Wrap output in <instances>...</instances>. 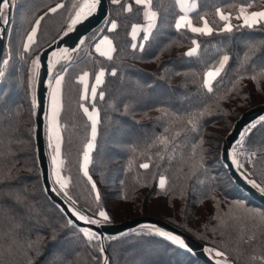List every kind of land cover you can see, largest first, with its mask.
Here are the masks:
<instances>
[{"label": "trees", "instance_id": "1", "mask_svg": "<svg viewBox=\"0 0 264 264\" xmlns=\"http://www.w3.org/2000/svg\"><path fill=\"white\" fill-rule=\"evenodd\" d=\"M109 1L108 19H117L118 29L110 31L105 23L90 34L65 76L61 122L66 125L62 149L66 166L62 171L71 177L70 194L81 207L92 210L88 214H94L96 205L92 190L80 170L89 122L78 107L82 84L76 77L86 70L92 82L95 73L104 67L105 82L98 87L96 100L101 110V124L89 171L101 191L103 206L109 211L107 223L152 215L172 223L208 246L221 247L235 264H252L253 256L264 255V225L248 219L241 209L230 208V205L234 201H243L257 211L264 210V205L251 198L231 178L222 161V148L224 139L242 114L240 108L245 109L252 103L249 98L256 95V104L264 103V81L258 83L251 75H244L259 68L257 58L264 56V47L250 59L245 53L250 41L264 39V35L259 30L235 28L231 34L214 31L211 35L192 33L190 29L177 30L174 28L175 0H153L161 12L163 26L158 34L154 30L155 36L149 41H142L141 33L135 42L137 45L143 42L144 49H132L131 27L135 23H144L142 14L125 13ZM30 2L54 6L60 0H15L16 6L12 9L8 29L13 30V36L11 44L7 36L3 57L11 51L10 68L7 78L0 81V94L7 92L0 98V264H59L58 257L64 254L69 256L71 264H103L104 255L109 264H206L189 249L147 231L150 228L105 238V252L99 253L98 248L85 244L75 234L76 229L64 218L66 214L47 196L33 130L36 114L32 108L27 111L25 104V93L30 90L31 59L38 51L34 49L27 54L22 49L23 32L30 30L31 17L25 18ZM71 2L64 0L65 5ZM195 2L198 7L190 15L193 22L202 24L203 19H207L215 29L219 20L217 8L232 12L235 20L239 5L252 0ZM260 6H264V0H254L251 9ZM45 12L47 8L40 7L37 15ZM58 13L49 14L46 21L41 22L48 37L67 28V12L58 10ZM103 35H109L116 46L111 59L94 50L97 39ZM48 37L38 34L43 49L52 43ZM193 40L200 43L198 57L186 55L187 49L194 46ZM225 53L231 57L229 63L213 81L214 90L207 92L202 87L204 73L216 66L215 62ZM113 67L117 69L115 75L111 73ZM238 74L243 76L239 82ZM145 84L149 87L143 89V99L138 98L125 111L123 105L128 102V95L135 94L138 85ZM100 91L105 93L103 99L99 97ZM244 97L248 101L246 104ZM112 101H115L114 105ZM161 106L170 113L205 110L200 132L191 130L186 120L174 115L164 116ZM250 107L252 105L246 109ZM161 136H166L170 143L159 142L156 138ZM201 136L203 147L207 149V169H197L193 173L186 160L191 145ZM256 159L257 174L254 177L264 179L260 175L264 169V154ZM145 162L149 164L147 169L142 167ZM160 175L167 178V190L158 186ZM18 194L23 197L22 201L17 199ZM222 214H227L225 225L217 219ZM14 220H22L32 228L31 231L22 230L23 242L13 239ZM252 234L255 238L249 240ZM28 239L32 241L31 246Z\"/></svg>", "mask_w": 264, "mask_h": 264}, {"label": "snow or ice", "instance_id": "2", "mask_svg": "<svg viewBox=\"0 0 264 264\" xmlns=\"http://www.w3.org/2000/svg\"><path fill=\"white\" fill-rule=\"evenodd\" d=\"M253 2L241 3L239 5V11L237 12V23L232 22V12H225L219 8L216 9L218 13L219 20L216 23L215 29L209 24L207 19H203V24L197 26L193 24L192 17L189 13L194 7H198L195 4V0H175L174 7L177 9L174 15V28L177 30L190 29L192 33L208 34L211 35L214 31L217 33H227L231 34L233 29L241 30L247 29L251 31L259 30L262 35H264V6L250 10L253 7ZM114 5L119 6V8L125 13H133L134 11L138 14H142L144 23H135L131 27V36L133 42L131 43V48L136 49L139 47L140 50L144 49V43L141 42L139 45L135 42V38L142 35V41H149L150 37L155 36L160 31L163 26L164 21L161 19L160 10L154 6L153 0H131V2L122 3L121 0H112ZM102 4V0H72L68 5H65L64 0H60L59 3H55L54 6H49L46 4L36 5L34 2H30L27 6L25 13V18L31 17L29 20V29L25 30L22 35V49L26 50L27 54H30L34 49H38L36 54L31 59V67L29 68V78L28 84L30 88V106L33 110L38 109L40 106V101L36 95V85L40 79V68H41V52L44 51L43 46L39 43L37 37L38 34L41 37H48L45 29L42 28L41 22L46 21L49 14L59 15L58 10L61 12H67V28L61 30L56 35L50 36L52 40L51 44H48L47 64H46V75L47 83L49 88L48 98L49 105L48 109L44 112L45 120V132L48 141V147L50 148V167L52 172L53 181V191L59 192L60 195L65 197L67 201L66 207L71 209V214L65 215L67 224L72 228L76 229V235L84 240L85 244L91 245L93 248H98L99 253H104L105 248L103 246L105 236L100 232H97L94 227L91 226H81L79 221L87 222L89 225H100L110 220L109 211L105 209L102 203L101 191L97 186L96 180L90 174L89 165L92 163V153L96 148L97 137L99 134V125L101 124V110L96 104L97 100V89L100 85L104 84L105 72L104 67H100L99 70L94 75V83L89 86V72L82 70L81 73L76 77L78 81L82 84V93L78 100V107L82 109L83 114L86 116L88 124V134L85 137V142L82 146V161L80 164V170L84 177L90 184V189L92 190L93 200L95 202L96 208L94 214H88L92 211L88 207H81L80 204L74 197L70 194L71 189L69 187L71 183V177L65 176L63 174V169L66 166V157L62 154L63 145L65 143V137L63 134V129L66 127L62 124V112L64 109V85L65 76L68 73L70 67H72L75 62L74 56L76 51L80 48V45L84 42L81 39L80 43L76 44L74 48L60 47L58 44L59 35L66 34L67 32H72L73 29L80 24L82 21L86 20L88 17L92 16L98 11ZM15 0H0V21L4 25L10 23V17L7 11L15 8ZM47 8V12L42 15H37L39 8ZM7 10V11H6ZM106 25L110 31L118 29L117 19H106ZM169 26H172L169 24ZM155 30V34H154ZM7 35L9 38V44H11L13 30L8 28H0V36ZM26 38V39H25ZM47 42V41H45ZM192 47L187 49V56L192 57L193 55L199 56L200 43L198 40L192 41ZM106 45V48L102 46ZM264 47V39L258 41H250L248 51L245 53L246 58L255 57L257 51ZM95 49L97 52H102V54L111 59L112 53L116 51V46L113 44V40L109 35H103L102 39L95 44ZM163 49H161L162 51ZM230 55L228 53L223 54L219 57L218 62H215L216 66L208 68L204 73L202 80V87L207 92H212L214 90L213 81L220 75V73L225 69V66L229 63ZM11 51L6 53L5 58L2 61L3 67H0V81L5 80L6 73L10 68ZM259 68L252 73H244V75H251V78L258 83L264 81V56L258 57ZM257 65L254 62L253 68L256 69ZM117 69L115 67L111 68V73L115 75ZM243 76L237 75V82L241 81ZM149 87V85H138L137 89L134 90L135 94L128 95V102L124 103L125 111L129 110L130 105L137 102V99H143V89ZM235 87V85H234ZM7 92L0 94V98L6 95ZM105 96L104 91L99 92V97L103 99ZM227 97H221V99H226ZM113 105L115 101H112ZM164 116L174 115L177 119L186 120L187 124L191 126V130L199 133L200 132V122L201 118L206 114L205 110H194L191 112L183 113H170L167 109L161 106L160 109ZM8 111L7 108L4 110ZM257 125L259 127L257 128ZM253 129H256L254 132ZM168 129L165 128V131ZM251 134V135H249ZM159 142L168 144L170 141L166 136H161L156 138ZM203 137L197 143L191 145V152L186 160V163L190 167V171L195 173L197 169H207L205 164V154L207 149L203 147ZM249 144L251 147L245 148L244 145ZM258 146V147H257ZM259 151L264 154V115L259 117V120H254L244 128L243 131L239 133V139L234 143L229 145L225 149L226 157L229 158L230 163L236 166V169L240 171L241 175L248 180L249 184L255 186L260 192L264 193V179L250 178L257 174V159L255 152ZM264 163V162H262ZM248 164L252 171L249 172L248 168L245 167ZM143 168H149V164L145 162L142 165ZM260 175L264 176V169H261ZM159 188L167 190V178L164 175L159 177ZM182 191V190H181ZM18 200H23V197L19 194L17 195ZM231 207H238L244 213V215L251 220L259 221L264 225V210L257 211L256 209H251L243 201H234ZM78 218V219H77ZM220 220L221 225H225L227 214H222L217 217ZM27 228L31 231V226H26L22 220H14L12 224V234L14 240H21L22 230ZM145 231L144 229L141 230ZM150 233L164 237L169 241L174 242L176 245L183 247L184 249H189L188 242L183 236L166 230L165 228L153 225L148 229ZM255 236L252 234L249 236V240L254 239ZM28 245L31 246L32 241L28 239ZM209 255L214 257H219L218 264H234L233 260L227 258L225 250H222L219 246H213L206 249ZM103 264H109L108 257L104 255L102 257ZM59 264H71V259L67 254L58 257ZM264 264V255L259 257L253 256L252 264Z\"/></svg>", "mask_w": 264, "mask_h": 264}, {"label": "water", "instance_id": "3", "mask_svg": "<svg viewBox=\"0 0 264 264\" xmlns=\"http://www.w3.org/2000/svg\"><path fill=\"white\" fill-rule=\"evenodd\" d=\"M111 12V6L109 0H102V4L98 11L92 16L88 17L86 20L78 24L72 32H67L66 34L61 35L58 38V44L60 47H69L74 48L76 44L80 43L81 39L85 42L87 37L101 28L106 19L109 18ZM7 14L10 17L12 16L11 11H7ZM9 25H4L0 21V28H9ZM7 35L0 36V67L3 61L4 52L6 48ZM83 42V43H84ZM82 43V44H83ZM81 44V45H82ZM80 45V47H81ZM80 49V48H79ZM78 49V50H79ZM75 53L74 59L76 57ZM41 54V68H40V79L36 85V95L40 101V106L36 109V128H35V142L37 148V157L39 161V167L41 170L42 182L46 191L47 196L50 200L59 206L62 211L67 215L71 214V209L66 207L67 201L65 198L59 194V192L53 191V181L51 176V167H50V157L48 152L47 138L45 132V120L44 112L48 109L49 105V88L47 83L46 75V64H47V55H50L48 52V47L44 48V51ZM264 115V104L256 106L249 109L241 115V117L235 122L233 129L227 136L224 141L223 151H222V161L226 165L227 170L231 178L235 181L237 186H239L243 191H245L251 198L264 205V193L260 192L252 184L248 183L236 169L235 165L230 163L228 157H226L225 149L229 145L234 144L239 139V133L244 130L246 126L251 124L254 120H259V117ZM74 216V214H71ZM78 219V218H77ZM81 226H91L94 227L97 232H100L105 238H114L123 236L130 232H133L142 228H151L153 225L165 228L168 231L175 232L184 237V239L189 244V250L200 260L206 264H218V261L211 257L206 251L209 248L204 242L195 239L193 236L180 229L179 227L173 225L172 223L157 218L150 215L139 216L132 219H127L122 222L117 223H103L100 225H89L87 222L79 221ZM105 240V239H104Z\"/></svg>", "mask_w": 264, "mask_h": 264}, {"label": "rangeland", "instance_id": "4", "mask_svg": "<svg viewBox=\"0 0 264 264\" xmlns=\"http://www.w3.org/2000/svg\"><path fill=\"white\" fill-rule=\"evenodd\" d=\"M250 10H254V9H250ZM235 21H236V22H235ZM232 22H233L234 24L237 23V17L235 18V20L232 19ZM25 94H26V102H25V104H26V108H27L26 110L29 111V110L32 108V107L30 106V90H27ZM257 99H258V97H257L256 95H252V96L249 98V100H248L249 103H251V102H252V103H251V104L248 103L249 105H247V107H249V106H251V105H252V107L246 109L247 107L245 106V107H246V108H245L246 110L240 108L242 114L245 113L246 111H248V110L251 109V108H254V107H256V106H259V105H263V104H264V103L256 104ZM243 101H244V102H243L244 104H246L245 102H248V101L246 100L245 97L243 98ZM257 103H258V102H257ZM34 113L36 114V110H34ZM242 114H241V115H242ZM240 117H241V116H240ZM240 117H239V118H240ZM239 118H238V119H239ZM238 119H237V120H238ZM237 120H236V121H237ZM234 124H235V123H234ZM35 128H36V126H33V130H34ZM228 135H229V134H228ZM226 138H227V137H226ZM224 141H225V139H224ZM47 145H48V141H47ZM223 146H224V143H223ZM244 147H245V148H249V146H247V144H245ZM50 151H51V150H50V148L48 147L49 157H50ZM222 151H223V148H222ZM253 151L255 152V156H260V155H262L259 151H255V149H253ZM245 167H247L248 170H249V172H251V167H249L248 164H245ZM51 176H52V172H51ZM251 178H255V177L252 176ZM255 179H256V178H255ZM257 180H258V179H257ZM258 181H259V180H258ZM63 197H64V196H63ZM64 198H65V197H64ZM144 216H145V215H144ZM150 216H152V215H150ZM135 217H139V216H135ZM135 217H132V218H135ZM154 217H155V216H154ZM132 218H127V219H132ZM127 219H125V220H127ZM125 220H122V221H125ZM122 221H119V222H122ZM191 236H192V235H191ZM194 238H195V237H194ZM195 239H196V238H195ZM197 240H198V239H197ZM199 241H200V240H199ZM207 246H208V245H207ZM208 247H211V246H208ZM227 258L230 259V260H232V259H231L230 257H228V256H227ZM234 264H235V263H234Z\"/></svg>", "mask_w": 264, "mask_h": 264}, {"label": "crops", "instance_id": "5", "mask_svg": "<svg viewBox=\"0 0 264 264\" xmlns=\"http://www.w3.org/2000/svg\"><path fill=\"white\" fill-rule=\"evenodd\" d=\"M195 4L197 5L196 2H195ZM196 8H197V7H194V8L192 9V11L189 13V15H191V14L196 10ZM192 22H193V20H192ZM193 24H195V25H197V26H201L203 23H202V24H196V23L193 22ZM102 37H103V36H102ZM102 37L98 38L97 41H96V43H98V42L100 41V39H102ZM138 37H139V36H137L135 39H137ZM96 43H95V44H96ZM102 47H103V48H106L107 46L104 45V46H102ZM94 50H95V52H96L97 54L104 56V55L102 54V52H97V51H96V49H95V45H94ZM104 57H106V56H104ZM93 83H94V80L91 82V81H90V76H89V86L91 87V85H92ZM97 90H98V89H97Z\"/></svg>", "mask_w": 264, "mask_h": 264}, {"label": "bare ground", "instance_id": "6", "mask_svg": "<svg viewBox=\"0 0 264 264\" xmlns=\"http://www.w3.org/2000/svg\"><path fill=\"white\" fill-rule=\"evenodd\" d=\"M236 167V166H235ZM240 173V171H238ZM241 174V173H240ZM243 176V175H242ZM244 177V176H243ZM245 178V177H244ZM251 178V177H250ZM247 180V179H246ZM255 187V186H254ZM211 257H213L214 259H216L217 261L220 259L219 257H214L212 255H210Z\"/></svg>", "mask_w": 264, "mask_h": 264}]
</instances>
